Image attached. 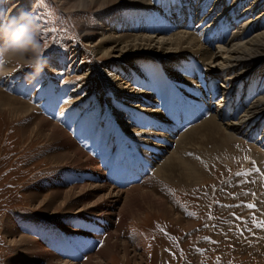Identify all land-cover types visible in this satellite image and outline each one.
Wrapping results in <instances>:
<instances>
[{"label":"rangeland","instance_id":"374dc122","mask_svg":"<svg viewBox=\"0 0 264 264\" xmlns=\"http://www.w3.org/2000/svg\"><path fill=\"white\" fill-rule=\"evenodd\" d=\"M164 1L166 3H162V8H158L161 14L162 11L166 12L168 5H176L175 0ZM73 2L74 0H0V69L7 53L22 44L26 45L28 40L32 43L29 55L20 51L16 56L9 57L7 63L16 70L4 74V77L0 75V90L28 100L36 108L37 114L52 120L65 130L87 155H99L102 151L106 155H112L115 147H108L105 141L115 137L119 121L127 110L119 105L116 97L111 98L115 95L108 85L91 86L88 83L85 86L80 78L85 66L93 61L87 49L90 47L89 40L95 39L94 32L104 31L109 25L112 29L106 32L112 35L136 33L131 29L121 31V24L135 17L134 10H118H139L142 6L119 4L102 11H94L95 5L90 10L77 12L72 6ZM260 2L230 0L223 3L222 0H210L211 5L207 6V11L211 10L210 13L215 12L217 15H213L211 23L218 17L217 11H225L228 14L236 13L240 22L246 21L250 24L251 16ZM199 3L196 2L194 7L197 8ZM156 5L149 0V6L143 9L153 13ZM117 11L119 17L116 16L115 21L110 20ZM115 22L119 25H114ZM142 28L147 29L149 26ZM250 28L254 30L251 25ZM25 32H31L26 41ZM85 32L88 34L85 35ZM168 32L170 31H158L154 28L145 30L144 33L158 35ZM229 43L221 42L216 45ZM22 55L27 57L28 62H24V59L13 60ZM162 66L157 62L149 68V72L154 76L158 75ZM217 78V81L224 84L219 75ZM237 83L239 82H232L231 85L236 86L234 91L241 93L244 84ZM225 85L231 87L229 83ZM40 94L55 100L54 106L51 105L48 112L37 101ZM36 120L37 118H24L9 126L7 119L6 122L0 120V264L46 263L42 256L29 257L24 262L17 261L23 254L9 240H18L19 234L34 240L36 238L44 248L49 247L48 251L56 257L58 255L59 260L72 264H79L87 256L93 255L101 243L104 246L107 244L103 254L112 252L108 260L100 258L105 261L104 264H264L263 145L255 143L253 139L238 136L245 143L242 151L229 156L232 159L227 158L215 164L206 181L200 185L173 186L169 182H162L157 184L158 187L154 185L153 179H147L143 184L144 188L151 189L154 196L163 200L169 209L171 206V214L177 215L176 219L168 217L162 211L146 210L143 216H133L124 224H119L114 216L108 228L103 230L87 211L75 215H70L67 208L55 211L59 199L52 197L50 191L66 188L71 174L61 172L60 175L52 177L59 165V161L47 159L48 156L57 154L53 150V143L39 144L40 141L30 139L33 141L27 144L28 131L21 139L14 130L16 127L30 128ZM189 124L191 125L186 122L185 126ZM92 137H96L103 147L95 146L93 149L89 140ZM246 144L251 145L250 148ZM64 162L60 161L68 165ZM108 165V170L99 168L108 176L109 185L117 187L119 183L114 181L111 173L116 172L114 176H119L121 174L118 170L125 168L110 163ZM149 173L150 171L146 172ZM143 179L144 176L135 182L130 181L121 189L140 183ZM62 180L67 185L61 186ZM118 180L123 182L121 178ZM42 203L47 207L46 210ZM7 221L15 228V236L12 238L6 232ZM56 244L61 249L72 247L76 252L81 249L82 258H65L57 253ZM113 249L116 251H111ZM123 249L129 252L125 258L121 255ZM78 254L80 255V251Z\"/></svg>","mask_w":264,"mask_h":264},{"label":"bare ground","instance_id":"6f19581e","mask_svg":"<svg viewBox=\"0 0 264 264\" xmlns=\"http://www.w3.org/2000/svg\"><path fill=\"white\" fill-rule=\"evenodd\" d=\"M175 1L176 5L170 7L164 14L158 9L162 8L160 7L163 6L162 3H166L164 0L157 1L158 6L153 13L143 9L149 6V0H74L73 2L72 6L77 12L95 5L94 11H102L119 4L142 6L139 10L138 8L118 10H134L135 17L121 24V31L132 30L136 33L112 35L106 32L112 29L109 25L104 31L94 32L95 39L89 40L90 47L87 49L93 61L85 66L80 78L85 86L88 83L91 86L108 85L115 95L111 98L116 97L122 108L127 107L128 111L120 121L124 133L119 132L114 141L117 154L111 157L87 155L65 130L52 120L37 114L36 108L28 100H22L0 90V120L6 122L7 119L6 123L9 126L20 119L37 118L32 127L27 129L16 127L14 130L21 139L28 131L27 144L35 139L40 141L39 144L53 143V150L57 151V154L48 156L47 159L59 161V165L52 177L60 175L61 172L71 174L66 188L50 191L52 197L59 199L55 211L67 208L70 215L87 211L92 214L95 223L102 225L103 230L108 228L114 216L119 224H124L133 216H143L146 210L162 211L168 217L176 219L177 215L171 214L170 205L169 209L162 202L163 200L154 196L150 188V190L144 188L143 184L147 179H153L155 186L162 182H169L173 186L200 185L206 181L210 169L215 164L230 159L229 156L242 151L245 143L238 136L253 139L258 144L263 142L264 84L259 78H264V30H261L264 28V0L261 2L258 0L260 4L251 16L250 24L246 21L240 22L236 13L228 14L225 11H217L218 17L211 23L213 15H217L214 14L215 12L210 13L211 10L206 12L207 6L211 5L210 0ZM222 1L226 3L230 0ZM196 2H200L197 8L194 7ZM193 8H196L197 12L194 13ZM118 11L110 20L115 21L116 16L119 17ZM135 18L138 21H135ZM114 25L118 26L119 23L117 25L115 22ZM142 26L149 28L143 29ZM154 28L158 31L170 32L158 35L144 33L145 30ZM227 30L229 36L223 40L221 36L226 34ZM24 35L26 41V37H29L31 32H25ZM221 42L230 43L216 45ZM31 45V41L28 40L26 45L22 44L6 54L4 65L0 69L2 77L16 70L7 63L9 57L16 56L20 51L29 55ZM214 45L216 46L213 47ZM17 57L20 58L13 60L27 61L24 55ZM115 59L120 60L116 62ZM148 59L150 60L146 61ZM112 62L115 63L111 65ZM157 62L163 65L162 71L153 76L149 68ZM218 75L223 79L224 84L231 85L232 82L237 81L243 85L249 82L253 83L254 89L259 87L262 91L241 109L240 106L247 103V94L241 96V99L232 96L227 88L229 86L215 82ZM171 88L178 93V100H174L176 94ZM213 91H220L219 98L216 95L209 96ZM37 101L46 108L47 112L50 106L55 104V100L44 94H40ZM236 104L240 105L238 108L241 109L237 114L233 110ZM178 106L180 107L176 110ZM191 112L190 119H194L193 123L189 126L185 124L184 127L181 126L179 121L186 118L183 116L179 120V115ZM92 138L88 139L92 140ZM128 140L131 145L130 151L126 149ZM247 146L250 148L251 145ZM113 159H121L122 164H132L135 168V175L128 173L123 176L126 182L131 178L146 175V168L150 173L140 183H133L125 189L112 187L99 167L108 170L109 160L113 163ZM61 160L68 165L60 163ZM67 184H64V180L60 183L61 186ZM41 202L42 199L39 204ZM42 206L43 209H47L45 204L42 203ZM5 227L9 236L14 237L15 228L9 221L6 222ZM17 238L16 241L9 240L23 254L17 261L24 262L29 257L42 256L46 259L45 264H72L59 260L58 255L56 257L54 253L48 251L49 247L44 248L36 238L35 240L32 237L27 238L23 234H19ZM105 246L101 243L93 255L87 256L79 264H104L105 261L100 258L108 260L112 254V252L102 253L107 248ZM128 253L123 249L121 255L125 258Z\"/></svg>","mask_w":264,"mask_h":264}]
</instances>
